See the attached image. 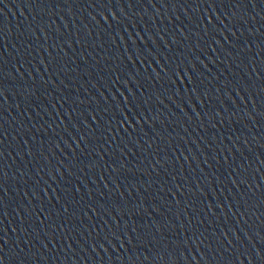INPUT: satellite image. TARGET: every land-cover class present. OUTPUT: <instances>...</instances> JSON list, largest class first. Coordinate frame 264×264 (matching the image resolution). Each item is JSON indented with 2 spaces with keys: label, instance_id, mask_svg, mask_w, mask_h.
<instances>
[{
  "label": "water",
  "instance_id": "95a60500",
  "mask_svg": "<svg viewBox=\"0 0 264 264\" xmlns=\"http://www.w3.org/2000/svg\"><path fill=\"white\" fill-rule=\"evenodd\" d=\"M0 91L2 264H264V0H0Z\"/></svg>",
  "mask_w": 264,
  "mask_h": 264
},
{
  "label": "snow or ice",
  "instance_id": "6c2138e0",
  "mask_svg": "<svg viewBox=\"0 0 264 264\" xmlns=\"http://www.w3.org/2000/svg\"><path fill=\"white\" fill-rule=\"evenodd\" d=\"M217 0H212V3H216ZM219 3H225V0H218ZM229 3H231V0H228ZM211 6V5H209ZM230 15H235L234 13H229ZM232 35H235V33H232ZM162 39V38H161ZM2 91H0V98H2ZM6 173L3 172L2 168H0V191H3V184H4V177H5ZM33 195H35V193H33ZM65 211H67V209H65ZM133 231H135L133 229ZM0 264H2V260H0Z\"/></svg>",
  "mask_w": 264,
  "mask_h": 264
}]
</instances>
